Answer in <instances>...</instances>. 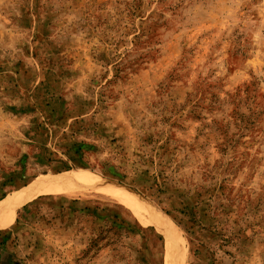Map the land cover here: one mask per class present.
<instances>
[{
  "label": "rangeland",
  "instance_id": "1",
  "mask_svg": "<svg viewBox=\"0 0 264 264\" xmlns=\"http://www.w3.org/2000/svg\"><path fill=\"white\" fill-rule=\"evenodd\" d=\"M49 178L0 264H264V0H0V202Z\"/></svg>",
  "mask_w": 264,
  "mask_h": 264
},
{
  "label": "bare ground",
  "instance_id": "2",
  "mask_svg": "<svg viewBox=\"0 0 264 264\" xmlns=\"http://www.w3.org/2000/svg\"><path fill=\"white\" fill-rule=\"evenodd\" d=\"M59 186L58 182L54 179H47V180H38L29 186H26L18 191H16L13 195L10 197H7L3 201L0 202V229H5L9 227L12 222L14 221L16 217V213L21 205L24 203L30 201L35 196L43 193V192H50L52 190H55ZM95 186H89L91 188H95L98 191L105 192L111 197L117 199L118 201L126 204L129 206L132 210H134L141 219L148 220L150 223L156 224L158 227L161 228L163 234L165 235L166 242H167V248H168V259L170 264H183L184 260V251L182 249V246H179L180 244L178 241L173 239L172 232L170 231V226L167 221H165L163 218L158 217L157 215H148L147 217H144V214H142L140 211V202L139 200L135 199L132 195L127 194V192L119 191L113 188L108 187H97ZM80 188H88L87 186H76L68 190L69 193L75 192ZM81 190V189H80ZM78 190V191H80ZM168 223V224H167ZM182 245V244H181Z\"/></svg>",
  "mask_w": 264,
  "mask_h": 264
}]
</instances>
